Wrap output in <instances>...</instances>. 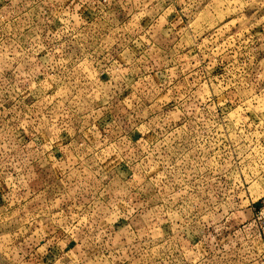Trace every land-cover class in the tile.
<instances>
[{"label":"rangeland","instance_id":"1","mask_svg":"<svg viewBox=\"0 0 264 264\" xmlns=\"http://www.w3.org/2000/svg\"><path fill=\"white\" fill-rule=\"evenodd\" d=\"M0 264H264V0H0Z\"/></svg>","mask_w":264,"mask_h":264}]
</instances>
